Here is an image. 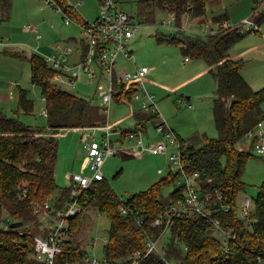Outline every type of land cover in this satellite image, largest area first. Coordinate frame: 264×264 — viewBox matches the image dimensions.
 I'll use <instances>...</instances> for the list:
<instances>
[{
	"label": "trees",
	"instance_id": "trees-1",
	"mask_svg": "<svg viewBox=\"0 0 264 264\" xmlns=\"http://www.w3.org/2000/svg\"><path fill=\"white\" fill-rule=\"evenodd\" d=\"M56 1L80 25H87L88 21L66 0ZM209 1L139 0L138 7L141 18L150 23L154 22L155 11L160 8L175 12L180 25L184 12L193 17L205 16ZM260 14L258 20L253 21L257 26L264 21V8ZM228 19L226 13L214 16L211 26ZM251 31L253 29L244 31L241 25L235 24L217 33L186 35L177 31L157 37L159 41L179 45L184 57L204 60L209 72L218 80L213 104L218 135H205V143L200 147L188 145L186 171L199 173L203 193L212 194L207 203L212 209H221L212 217L219 219L222 228L234 235V239H221L219 232L202 215L186 214L171 221L166 245L157 246L146 254L149 241H159L165 232L164 226L154 225L155 217L182 196L176 186L168 195L163 193L165 186L181 176L179 171H170L149 189L127 200H123L105 178L93 181L78 193L72 183L59 186L56 181L57 135L63 128L95 126L90 115L93 104L57 86L52 80L53 68L43 55L35 52L30 56L31 81L41 87L46 102L47 127L28 125L0 109V222L6 223L0 230V264H39L35 236L47 234L41 229V208L46 202L61 208L74 198H78L82 210L69 219L65 250L55 256L54 264H72L88 255L72 238L89 205H94L110 219L104 259L97 264H171L173 261L176 264H261L259 258L264 257V181L252 197L254 210L249 220L242 218L239 196L247 189L243 175L253 152L238 144L258 122L264 121V87L254 89L241 73L244 59L230 55L232 47ZM33 107L26 89H20L17 111L32 112ZM144 113L148 121L158 119L155 113ZM140 118L137 124L143 120ZM123 135H129V131ZM251 142L254 149L256 139ZM24 188L28 192L26 196L21 194ZM13 221L23 224L11 228L9 224Z\"/></svg>",
	"mask_w": 264,
	"mask_h": 264
},
{
	"label": "rangeland",
	"instance_id": "rangeland-1",
	"mask_svg": "<svg viewBox=\"0 0 264 264\" xmlns=\"http://www.w3.org/2000/svg\"><path fill=\"white\" fill-rule=\"evenodd\" d=\"M138 1L118 0L122 10L142 21L139 32L128 45L135 55L137 65L151 68L143 86L154 95L161 117L179 133L180 138L184 139L183 142L200 147L205 143V135L208 137L218 135L213 112L218 80L209 72L204 60L190 58L186 62L179 45L159 41L157 37L168 36L181 29L186 35H205L210 31L212 18L226 13L234 20L233 25H241L244 31L253 29L232 47L231 50L238 53L248 46L264 41V21L258 26V32H255L254 26L245 23L243 18L257 21L261 16V9L264 8V0H210L205 16L193 17L190 13L184 12L181 15L180 25L174 20L172 26L163 25L170 16L171 12L168 10L157 8L154 22L151 23L141 18ZM67 2L76 5L79 14L87 21H93L100 11L99 0H67ZM66 19L60 7L55 3H49L48 0H0V23L4 27V31H0L4 39L13 45L9 49H15L23 55L21 60L24 62L21 63L25 64L24 75L19 76L18 80H22V87L26 89L28 98L34 103L32 112L10 110L9 114L17 116L28 125L47 127L46 102L41 87L31 82L30 56L35 52L44 57L51 55L58 51L57 46H71L74 49L70 61L74 62L79 56L81 41L85 38V34L74 17H71L70 23H66ZM28 24L38 28L42 36L40 40H37L33 33L26 31ZM243 56L245 62L241 73L254 89L263 88L264 47ZM118 65L127 66L129 69L134 66L132 61L122 57L118 60ZM98 84L97 79L90 81L85 75H80L76 81V89L63 85V89L92 102L91 121L96 125L79 129L63 128L58 133L56 181L61 187L72 183L70 176L72 173L92 175L91 170L85 167L83 137L90 135L92 138L94 134L97 140L102 141L105 135L101 127L106 123L107 116L101 106V98L95 96ZM126 103L114 102L111 106L109 123L122 119V122L113 128L110 137L118 152L108 157L102 167L105 179L111 183L123 200L149 189L152 184L167 176L171 171L169 156L175 150L170 146L167 153L145 152L142 156L134 155L133 141L128 135H123V132L136 130L137 127L132 116L126 117L131 112L130 106ZM131 104L134 112L146 118L147 115L140 101H131ZM16 108L18 103L14 110ZM144 120L138 124L144 141L150 143L161 140L162 135L157 131L156 123ZM251 143V140L244 137L238 144V147L251 149L253 152L243 175L247 189L239 196L240 204L246 196H255L259 184L264 181V154H258L252 149ZM180 178H176L173 184L164 187V195H168L178 185ZM165 202H168V198ZM109 227V217L100 213L94 205H89L83 213L82 224L72 239L80 245L82 252L102 261ZM169 235V230H166L157 246H165ZM218 236L224 239V235L218 233ZM171 264L176 263L173 261Z\"/></svg>",
	"mask_w": 264,
	"mask_h": 264
},
{
	"label": "built area",
	"instance_id": "built-area-1",
	"mask_svg": "<svg viewBox=\"0 0 264 264\" xmlns=\"http://www.w3.org/2000/svg\"><path fill=\"white\" fill-rule=\"evenodd\" d=\"M48 2L55 3L60 7L67 17L66 23L72 21L71 17L56 0H48ZM99 2L100 11L97 18L88 21L87 25H80L85 38L81 41L78 58L74 62L70 61V57L74 53L71 46H57V52L44 57L54 70V83L61 88H63V85H67L72 89H76V81L82 74L90 81L97 79L99 84L95 96L101 98V106L107 116L106 123L101 127L105 131L102 141L97 140L94 134L92 138H90V135L83 137L85 167L91 170L92 175L70 174L72 184L76 188L75 193L87 188L95 180H103L105 177L102 173V167L105 160L118 152L110 138L112 130L116 126V124L109 123L111 106L114 101L127 103H131L132 100L140 101L145 112L155 113L158 116L155 123L162 139L157 142L146 143L139 128L129 130L128 136L137 147L135 153L139 156H142L145 152L162 154L167 153L170 146H173L175 150L169 156L171 171L176 170L181 173L176 188L182 192V196L157 214L154 225L164 226L166 231L175 217H182L186 214H200L207 218L216 231L224 235L225 238L234 239V235L222 228L220 220L212 217L213 213H219L221 209H212L207 203L212 198V194L205 195L203 193L199 184V173L190 174L186 171L189 161L185 155V150L189 144L183 142L174 129L161 117L154 95L149 93L143 86L145 76L151 68L138 66L135 55L128 45L139 32L142 21L122 10L118 0H99ZM66 3L77 10L76 5L67 2V0ZM174 20H176V14L171 12L163 25L172 26ZM245 23L254 26L255 30L258 29V26L249 18H245ZM232 25L228 22L219 23L215 28L210 26L208 33H217L219 30ZM26 28L28 31L34 32L37 39L42 38L36 26L28 24ZM120 57L132 61L134 66L129 69L123 65H118ZM188 60L189 58L186 57L185 61ZM245 137L249 140L256 139L254 150L258 154H264V121L258 122L253 129L247 132ZM159 172H162V170H159ZM21 194L26 196L28 194L27 189L24 188ZM218 198L221 199L222 196ZM41 210V217L48 222L49 233L46 236H35L36 259L39 264H54L55 256L65 250L64 240L68 237V221L82 210V205L79 203L78 198H74L73 201L61 208H56L52 203L46 202ZM253 210V198L246 196L240 204V216L249 220ZM36 211H39V209ZM123 212L126 213L127 209L124 208ZM157 243V240H150L146 254L154 251L157 248ZM259 261L264 264V257H260ZM98 262L99 259L96 257L87 255L77 259L72 264H97ZM165 263L170 264L169 262Z\"/></svg>",
	"mask_w": 264,
	"mask_h": 264
},
{
	"label": "crops",
	"instance_id": "crops-1",
	"mask_svg": "<svg viewBox=\"0 0 264 264\" xmlns=\"http://www.w3.org/2000/svg\"><path fill=\"white\" fill-rule=\"evenodd\" d=\"M243 18H246V17H243ZM232 21H234V20H232V17H229L228 20H223L222 22H219V23H223V22L232 23ZM219 23H217V24H219ZM217 24L215 26H217ZM215 26H212V27L215 28ZM25 29H26V31H28L27 28H25ZM0 30L4 31V27L1 23H0ZM181 30H179V31H181ZM2 31H0V109L6 111L8 113L10 110L17 112L18 108H16V110H14V109L17 106V103L19 100L20 89H25L22 87V80L21 81L18 80V77L19 76L22 77L24 75L25 64L21 63V61L24 62V60H21L23 55L20 54L19 51L15 50V49H12V50L9 49V47H11L13 45L4 39V36L2 35ZM29 32H31V31H29ZM31 33H33L35 35L34 32H31ZM35 38H36V35H35ZM37 40H40V39H37ZM262 47H264V41L258 43L257 45L248 46L238 53H235L232 50H230V55L232 58L244 57L243 55L250 53V52H254L256 50H259ZM20 63H21V66H19ZM143 66H145V65H143ZM125 67H127V66H125ZM148 73H150V71ZM147 74H146V76H147ZM82 75H84V74H82ZM146 76H145V79H146ZM145 79H144V81H145ZM132 101H136V100H132ZM114 102L120 103L118 101H114ZM126 104H128L130 106V109H131V112L128 115H126V117L132 116L135 119L136 126L138 125L136 120L139 116H141L140 119H143L142 121L139 119L140 120L139 122L145 121L144 120L145 117H143L142 114L136 113L133 111V105L131 103H126ZM120 122H122V119H119V120L113 122V124L114 125L116 124L118 126L120 124ZM76 129H79V128H76ZM175 132H177V131H175ZM177 135L180 138L179 133ZM182 140L184 141L183 138H182ZM132 148H133L134 155L139 156L135 153V151L137 149L135 144ZM84 153H85V149H84ZM84 160H85V156H84ZM41 221H42L41 229L43 232L47 233L46 235H48V233H49L48 222L42 217H41ZM37 235L46 236L43 234H37Z\"/></svg>",
	"mask_w": 264,
	"mask_h": 264
},
{
	"label": "water",
	"instance_id": "water-1",
	"mask_svg": "<svg viewBox=\"0 0 264 264\" xmlns=\"http://www.w3.org/2000/svg\"><path fill=\"white\" fill-rule=\"evenodd\" d=\"M188 99H190V97L188 96ZM23 224L22 221H13L9 224V226L11 228H16V227H19ZM6 227V223L5 222H0V229H3Z\"/></svg>",
	"mask_w": 264,
	"mask_h": 264
}]
</instances>
